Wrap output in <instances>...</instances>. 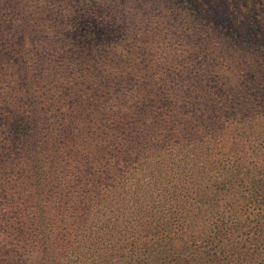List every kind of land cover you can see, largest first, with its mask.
Listing matches in <instances>:
<instances>
[{
	"label": "trees",
	"instance_id": "obj_1",
	"mask_svg": "<svg viewBox=\"0 0 264 264\" xmlns=\"http://www.w3.org/2000/svg\"><path fill=\"white\" fill-rule=\"evenodd\" d=\"M0 264H264V0H0Z\"/></svg>",
	"mask_w": 264,
	"mask_h": 264
},
{
	"label": "rangeland",
	"instance_id": "obj_2",
	"mask_svg": "<svg viewBox=\"0 0 264 264\" xmlns=\"http://www.w3.org/2000/svg\"><path fill=\"white\" fill-rule=\"evenodd\" d=\"M246 189H247L246 184L243 185L242 188L240 187L239 189H237V191H238V196H241V195H242V196H248V193H247ZM233 197H234V198H237L236 195H234Z\"/></svg>",
	"mask_w": 264,
	"mask_h": 264
}]
</instances>
